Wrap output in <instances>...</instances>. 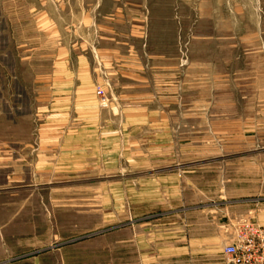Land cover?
<instances>
[{"label":"rangeland","instance_id":"374dc122","mask_svg":"<svg viewBox=\"0 0 264 264\" xmlns=\"http://www.w3.org/2000/svg\"><path fill=\"white\" fill-rule=\"evenodd\" d=\"M244 221L264 0H0V264L213 263Z\"/></svg>","mask_w":264,"mask_h":264},{"label":"built area","instance_id":"2783aa9c","mask_svg":"<svg viewBox=\"0 0 264 264\" xmlns=\"http://www.w3.org/2000/svg\"><path fill=\"white\" fill-rule=\"evenodd\" d=\"M97 95H102V90ZM202 264H264V224L238 223L231 241L222 248L221 259Z\"/></svg>","mask_w":264,"mask_h":264},{"label":"crops","instance_id":"0c3cea01","mask_svg":"<svg viewBox=\"0 0 264 264\" xmlns=\"http://www.w3.org/2000/svg\"><path fill=\"white\" fill-rule=\"evenodd\" d=\"M167 253L165 255H159L157 257H153V255L151 257H147L149 259V262H156L155 260L156 259H159L161 258V260H164V261H172V260H175V257L177 258V260H181V262H185V261H188V257L187 255L185 254L184 251H182L180 254H176V256H174L175 254L174 253H171V251H166ZM221 259V256L219 257V259L217 261H219ZM215 262V261H214Z\"/></svg>","mask_w":264,"mask_h":264}]
</instances>
